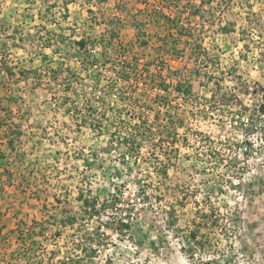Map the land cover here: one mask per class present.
I'll return each instance as SVG.
<instances>
[{"label":"rangeland","instance_id":"rangeland-1","mask_svg":"<svg viewBox=\"0 0 264 264\" xmlns=\"http://www.w3.org/2000/svg\"><path fill=\"white\" fill-rule=\"evenodd\" d=\"M44 1L0 0V29L8 33L18 27L20 33H35L39 25L53 29L57 22L66 35L75 28L90 42L108 41L111 30L120 36L122 22L129 18L132 23H142L141 36L153 32L149 30L153 25L144 22L146 12H134L135 7L130 8L125 0L96 4L92 20L107 21L102 17L108 15L110 22L93 27L83 0L69 5L66 20L58 7L41 19L37 13ZM122 7L124 20L111 16ZM228 14L221 19L209 16L199 31L189 32L196 38V47L201 46L200 51L206 50L207 55H198L192 66L198 80L196 95L182 106L172 104L183 121L177 130L163 117L152 95L144 105L157 110L156 120L147 110L113 112V105L95 95L104 82L94 78V68L86 80H79L93 89L87 86L89 90L83 92L77 88L79 93L70 99L63 97L67 84L60 78H23L15 85L14 78L2 73L0 117L3 122L24 125L34 153V176L28 184L33 202L26 209L8 206L6 221L15 227L24 219L34 228L31 236L1 237L0 250L40 251L42 256L31 261L45 264H264V113L259 111L264 103V0H237V17L228 18ZM226 26L233 31H219ZM166 33L152 34V41L136 48L123 41L124 47L146 61H164V57H175L174 48L162 41ZM8 35L0 30V44L11 48L2 52L8 65L40 64L38 38L34 43L24 41L30 46L15 47L17 43L9 42ZM190 43L192 40L180 41L179 46ZM51 51L43 58H51ZM60 53L54 58L67 53L68 63L73 67L80 64L74 48L64 47ZM87 92H92V111L86 110ZM117 103L114 101V107L122 109ZM82 117H97L96 126ZM153 126L148 133L144 131L139 151L119 143L129 127ZM159 135L173 143L162 144ZM82 188L104 201L106 208L113 207V201L120 203L117 211L106 209L91 220H79V229L87 227L101 249L99 258L92 260L71 250L72 231L61 220L67 212L82 218L78 199ZM125 217L158 239V248L134 244L133 228L112 229L113 218ZM24 260L21 262L27 264Z\"/></svg>","mask_w":264,"mask_h":264},{"label":"trees","instance_id":"trees-1","mask_svg":"<svg viewBox=\"0 0 264 264\" xmlns=\"http://www.w3.org/2000/svg\"><path fill=\"white\" fill-rule=\"evenodd\" d=\"M106 1L107 0H83L82 6L88 12L89 19L92 20V17L90 16H92V14L97 10L95 9V5L106 3ZM158 1L163 2L168 7H173L174 9L177 8L179 11L177 15H175L174 17L170 15H166L162 13L161 11H157L155 8H153V11H152L154 16H159L163 18L166 23V27H168L167 33L166 35H164L165 37H163L162 41L164 42V44H170L171 47L175 48L178 41L180 42L179 37L182 36L183 34H189V33H186L187 31L191 32L190 31L191 29L187 28L186 30V28L182 26L181 21L183 18L181 17V14L182 12H184V8L191 6L192 0H158ZM44 2H45L44 7H40L37 13L41 19L45 17L47 14H49L52 11V9L58 7L59 10L64 12L63 18L66 20L70 16L69 5L73 2H76V0H54V1L45 0ZM123 9H124L123 7L119 8V11L122 10L120 12H123ZM195 10L196 9H194L193 11L194 13L196 12ZM111 16H113L116 19H120L121 21L122 19H124V17H121L122 14L120 15L112 14ZM104 18L107 21H99L98 23L97 19H94L92 20L93 23L90 26L93 27V25L103 24V23L106 26H108L110 22V18L108 17V15H104L102 19ZM184 19L189 20L188 17H184ZM133 24L138 29L136 42L139 45L147 44L148 42L143 40L145 34L142 36L140 35L142 23L140 24L133 23ZM39 26H38L39 31H37L34 35H32L31 33H20L21 31L18 30V27L15 28L14 31L17 34L21 35L19 39L20 42H24L25 40L30 39V41L34 43L35 37L38 38V40H36L38 41V43H36L37 49L39 50L38 55H45L47 50H52L51 51L53 53L52 57L49 59H45V62L39 67H26L25 68V67H17L13 65H8L9 63L4 60V56L2 52L7 51L8 53L10 48L7 47L4 43L0 44V78H1L2 73H5L7 78L9 79L14 78L15 85L19 84V82L22 81L23 78L28 79L32 77L37 81H40L43 77H48V80L50 81L56 80L58 78H62V80L66 82L67 84L65 85V88L63 90V97L65 99H70V97L74 94L77 95L79 93L77 88H81V91L83 90V92H85L86 90H89L90 88L92 90L93 87L91 85L84 86V85H81V83L79 82V80H86L85 76L90 75L89 74L90 69L94 68L95 61L97 60V57L94 56L93 52L89 49V46H88L90 43L89 37H87L85 34L76 33L77 31L75 28L70 29L71 30L70 35H66V33L64 32L65 29L63 27H60L59 23H56L55 25L57 26V28H59V30L56 28L51 29L50 27H47L45 25L43 26L39 25ZM173 28L176 29L177 35H174L172 33L171 29ZM168 29H170V31ZM42 31H44L45 35L39 36L38 34L41 33ZM1 32L5 33L6 30L3 28ZM75 34L78 35L77 38H74ZM108 42L110 44L116 43L118 44L119 48L121 49L123 48L125 52L127 51V48L126 47L124 48V43L120 39V36L116 30L110 31ZM64 47L74 48L77 54L79 55V58L77 60L80 64H78L77 62L78 64L77 67H73L70 63L67 62L68 60L67 53H64L66 55L63 57H60V59L58 58L55 59L56 57L54 58L56 54L57 55L62 54L60 53V50ZM200 48L202 47L201 46L196 47V59L198 55H201V54H204L205 56L207 55V51L204 50L202 53L200 51ZM103 58H105L104 53L102 54V59ZM139 58L140 57L134 54L132 55V61H127V57H124V54H122V60L119 61V64L122 66L121 74H122L123 79H128L131 73L136 74L138 72ZM152 64L153 62H149V61H145L144 63V66L146 67L147 72H149L148 86L150 88H153L155 84H159V86L163 88L165 92H168L169 85L165 81L159 80V75L157 73L155 72L150 73L149 68ZM196 72L197 71H195V73ZM100 75L101 73H99V71L97 70L94 78L101 81L99 79ZM104 79L106 81H104V85L102 89L105 94H109L116 87L117 83L114 80H110L106 73L104 75ZM62 83L63 82H61V85ZM87 86H89V89L86 88ZM70 88H73V89H70ZM176 90L178 92L185 93L187 96L196 95V91L194 90L193 81H190V80L179 81L178 84L176 85ZM0 94H1V88H0ZM84 95H86V100H85L86 110L88 109L89 111H92L93 106L90 105V103L92 102V97H93L92 92L84 93ZM159 97H160L159 98L160 101H165V102L168 101V98L166 96H159ZM142 98H143V95H141V97H136L134 100L135 102H138V101H141ZM65 104H66V101H65ZM1 105H2V97L0 95V107ZM75 109L79 110L76 107ZM176 111L177 110H174L173 105H170L165 111L164 116L166 117L167 122L169 124H172L173 128L177 130L179 127L183 126V121L179 119L180 118L178 116L179 114ZM259 111L261 113H264V103H261L259 105ZM83 112L85 111L75 112L74 114H80V113L83 114ZM118 113L121 114L122 113L121 110H119ZM158 115L159 114L156 112L155 118H158L157 117ZM90 116H93V114H91ZM130 117H133V116H130ZM0 118H1L0 126L7 125L8 127H11L10 124L16 123V122L14 123L13 121H11L12 123L3 122L2 117ZM82 119L85 122H89L90 125H94V126H96L95 124L98 121L97 117H92L91 119H84V117H82ZM9 120H12V119H9ZM150 129L152 128L146 127L143 130L146 132L147 130L149 131ZM134 130H136V132L139 131L136 128H134ZM134 132L126 135L124 139H118V140L120 144L130 148L131 150L135 152V151H139V148H140L139 145L141 143L136 138V135H135L136 133ZM11 134L13 135L14 138H20V136L23 134V130L21 129V126L16 125V128H14V130L11 131ZM143 134L145 135V133ZM8 144L11 148L13 149L15 148L14 139H10ZM10 182L11 181H9V179H6V183L0 182L1 184L0 185V195L3 194L5 190L4 184H7V183L9 184ZM78 199L82 202V211H83L82 218H80L77 214H72V213L67 212L62 217L61 220H62V225L65 228H69L72 231L70 238H69L73 244V248L71 250L74 253H76L78 256L83 253L85 255V258L90 259L95 255V253H97V247H95L96 241L94 237L91 236L92 233L88 231L87 227L86 229H84V231L82 229H79V220H83L85 222V220H89V219L91 220L95 216L100 214L99 209L96 207L98 204V199L95 197H92L89 189H83V188L80 189ZM115 204H116V201L115 202L113 201V206ZM6 213L7 212L4 211L3 206L0 205V238L5 237L6 235H13V236H16L18 239L22 238L21 236H24V237L31 236V232L33 231V228H34L33 224H28L24 219H20L18 222H16L15 227H9L6 221V218H7ZM132 228H133L132 239L136 245L138 246L145 245L147 247L155 248V249L158 248L159 246L158 239H153L151 235L146 233L144 230H141L139 225L137 224L133 225V223L130 220V217H128L127 222H121L119 230L122 231L124 229H132ZM80 230L82 232L81 234L79 232ZM31 250H35V248L32 247Z\"/></svg>","mask_w":264,"mask_h":264},{"label":"built area","instance_id":"built-area-1","mask_svg":"<svg viewBox=\"0 0 264 264\" xmlns=\"http://www.w3.org/2000/svg\"><path fill=\"white\" fill-rule=\"evenodd\" d=\"M138 1L145 8H149L151 12L153 11V8H155L157 11H161L166 15H170L172 17L175 16L174 8L166 6L163 2H160L158 0H138ZM192 3L197 4V6L201 9V12L197 15V17H195V19L187 20L183 18L181 21L182 26H184L186 30L187 28H189L192 31H199L202 24L204 25L206 24L205 19L213 15L214 12L213 10L217 12L214 13L217 14L218 16L225 17L227 13L226 10L224 9L228 7L229 3L233 5V8L237 6V0H192ZM201 19L202 21H200ZM186 33H189V31H187ZM189 34H183L182 36L179 37V39L180 41L192 40V43H190L186 47H180L179 50L174 51L175 53H178V58L181 61L180 65L177 68H173L171 66L168 57H164L165 58L164 61L162 59V61L153 63L149 68L150 73L151 72L157 73L159 75V80L165 81L169 85L168 92H165L163 88L159 86V84H155L153 88H150L148 86L149 72H147L146 67L144 66V63L146 61L144 57L139 58L138 72L136 74L131 73L128 79H123L121 74L122 66L119 64V61L122 60V54H124V57H127V61H132V55L134 54H132L129 51V49H127V51L125 52L123 48L122 49L119 48L118 44L116 43L110 44L107 40L105 41L97 40L90 42L88 45L89 49L93 52L94 56L97 57V60L95 61L94 64V69L98 70L101 73L99 79L103 82L106 81L104 79V75L106 73L110 80H114L117 83L116 87L109 94H105L101 88L98 89L95 92L96 97L105 99L106 101L109 102L108 104L113 105L112 107L113 112L119 111L118 109H116V107H114V101H118L117 104L118 105L121 104L122 106V109H120L121 112L124 109H127V111L130 110V112H145L147 110L148 112L152 111V113L156 115L157 112L156 109H152L151 107L144 105V102L147 101L146 98L149 95L150 96L152 95L154 97L155 104L159 106L158 109L163 113H165L168 106L172 104H178L182 106L187 99H191V96H187L183 92H178L176 90V85L178 84L179 81H183V80L194 81L196 79L195 74L192 71V66L197 64L196 38L193 33L190 35ZM174 35H177V33H175ZM103 53L105 54V58L102 59ZM141 95H143L142 100L135 102L134 99L136 97H141ZM125 96L126 97L128 96V98H125ZM159 96H166L168 98V101L166 102L160 101ZM127 101L132 103L131 107L128 106ZM192 102L194 103L193 100ZM201 106L203 105L201 104ZM163 117H165L164 114ZM153 119L156 120V118L154 117ZM151 128L155 129L154 126ZM143 129L144 127L141 130L138 129L139 131L136 132V130H134L132 127H129L127 131L124 132L122 136H120V139H124L126 135L130 134L132 131L133 132L135 131L136 138L141 143L145 141L144 137H146V135L143 134L144 133ZM157 140H162L163 141L162 144L173 143V141L171 140L161 139L160 135ZM119 205L120 203H116L113 207L106 208L107 204L104 201H100L98 199V204L96 207L99 209L101 213L102 210H106V209H114L117 211ZM112 220H113L112 223H114L112 229L118 232L121 222H127L128 217L117 218V219L113 218ZM131 240L133 242L132 238ZM95 247H97V253H95V255L92 258H90L91 260L94 258L95 259L99 258L101 249L98 245H95ZM48 255L50 256L51 253H48ZM39 256H42L40 255V251L33 252L31 254L26 252L21 253L17 250H12V251L0 250V264H5V263L23 264L21 262L22 258L25 259L24 261L27 264H45V261H36L35 263H32L31 259L34 260L35 257L38 258ZM43 256L44 258L48 257L45 256L44 254ZM1 259H5V260L1 261Z\"/></svg>","mask_w":264,"mask_h":264},{"label":"crops","instance_id":"crops-1","mask_svg":"<svg viewBox=\"0 0 264 264\" xmlns=\"http://www.w3.org/2000/svg\"><path fill=\"white\" fill-rule=\"evenodd\" d=\"M110 0H107L106 3L104 4H109ZM120 0H116V3L118 4ZM128 2V5L130 6V8L135 7V11L134 12H138L143 10L144 12H146L145 16V21L147 22L146 25H153V27L151 26V28L149 30L153 31L152 33H150V31H147L146 35L144 36V39L148 42L152 41V39H150L152 37V34L155 33H161L165 30V32L167 31L166 27V23L164 21L163 18L159 17V16H154V14L150 11L149 8H145L138 0H125ZM134 2H137L136 6H134ZM194 5V7H193ZM97 7V6H96ZM95 7V8H96ZM196 9V12L194 13V9ZM97 9V8H96ZM224 10H226V13L228 14V18H232V17H237V6L233 8V5L231 3L228 4V7L225 8ZM215 13H217L215 10H213ZM133 12V11H132ZM175 15H177V13L179 12L177 8L174 9ZM201 12V9L197 6V4L192 3L191 6H188L186 8H184V12H182L181 17H188L189 20L191 19H195V17H197V15ZM213 12V17H217L218 15L215 14ZM113 14H123L120 11H115L113 12ZM124 15H122L121 17H123ZM220 19L224 18L222 16H218ZM125 18V17H124ZM124 20V19H123ZM126 22V23H125ZM125 22H122L123 26L121 27L120 30V39L124 42H129V43H134V47L136 48V46H141L138 43H136V37H137V32L138 29L137 27L129 20H125ZM57 23V22H56ZM55 23V24H56ZM60 24V23H59ZM222 26L225 25V23H221ZM40 27V26H39ZM38 27V28H39ZM234 27V26H233ZM211 28H215V25H211ZM235 28V27H234ZM59 30V28H56ZM2 31V29H0ZM170 31V29H168ZM172 33L175 34L176 33V29L173 28L171 29ZM220 32H224V33H228V32H232L233 29L231 27H222L220 30ZM44 32V31H42ZM30 33V32H28ZM36 33V32H35ZM35 33H31L32 35H34ZM1 34H5L7 36V34H9L8 36V41L9 42H13V44H16L15 47H21L23 44L24 46L29 45V42H20V34H17L14 31V28L10 29V31L2 33ZM12 34V35H10ZM15 37V38H13ZM126 39V40H125ZM1 40V38H0ZM12 40V41H11ZM185 41V40H183ZM148 44V43H147ZM180 42H178L175 46V48L173 49V51L179 50L180 46H179ZM146 45V44H145ZM209 48V47H208ZM27 49V48H25ZM11 50V48H10ZM9 50V51H10ZM13 50V49H12ZM32 50V49H31ZM174 53V52H173ZM175 57H171V56H167L169 58V62L171 64V66L173 68H177L181 61L178 58V53H174ZM38 56H42L39 58L41 59V62L39 65H15L17 67H39L41 66L44 62L45 59L43 58L44 55H38ZM35 61V59H34ZM33 61V63H34ZM9 63V62H8ZM17 63V62H15ZM14 66V65H13ZM198 80L197 78L193 81V85H194V90H196V84H197ZM9 92H11V90H9ZM9 125V124H8ZM11 127H8L7 125L4 126H0V182L1 183H6V179H9V181H11L9 184H4L5 185V190L3 192V194L0 195V205L3 206L4 211L7 212L8 206L9 209H16V208H21V209H26L29 205V203H32L33 200L32 198L29 197V190L30 187L28 186L29 181L31 178H33L34 176V171H33V140L27 138V135L25 134V127L24 125H18L17 122L15 124H10ZM17 126H21V129L23 130V134L20 136V138H14L13 135L11 134V131L14 130V128H16ZM10 139H14V144H15V148H11L8 144ZM1 185V184H0ZM4 201H6L5 205H4ZM5 207V208H4ZM10 215L9 211L6 213V217Z\"/></svg>","mask_w":264,"mask_h":264},{"label":"flooded vegetation","instance_id":"flooded-vegetation-1","mask_svg":"<svg viewBox=\"0 0 264 264\" xmlns=\"http://www.w3.org/2000/svg\"><path fill=\"white\" fill-rule=\"evenodd\" d=\"M263 246H264V242H263Z\"/></svg>","mask_w":264,"mask_h":264},{"label":"water","instance_id":"water-1","mask_svg":"<svg viewBox=\"0 0 264 264\" xmlns=\"http://www.w3.org/2000/svg\"><path fill=\"white\" fill-rule=\"evenodd\" d=\"M162 264H164V263H162Z\"/></svg>","mask_w":264,"mask_h":264}]
</instances>
